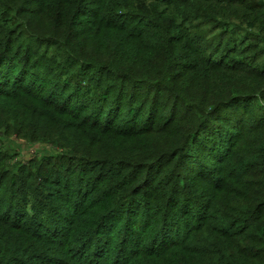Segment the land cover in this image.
I'll return each mask as SVG.
<instances>
[{
	"label": "trees",
	"instance_id": "1",
	"mask_svg": "<svg viewBox=\"0 0 264 264\" xmlns=\"http://www.w3.org/2000/svg\"><path fill=\"white\" fill-rule=\"evenodd\" d=\"M90 9L93 12L85 16ZM128 21L134 25L121 24ZM189 23L209 26L216 33L212 57L208 52L214 44L206 47L199 35L190 33ZM243 29L264 33V0H0V126L8 137H27V130L39 132L54 125V137L40 132L39 138H54L61 152L58 160L89 181H82L85 187L70 174L53 181L60 172L56 163L48 168L33 162L17 163L21 175L14 178L16 169L9 173L3 167L5 158L0 160V212L5 197L10 206L4 217L0 215V264H42L49 259L52 264H156L184 247L187 260L182 256V264H264V60L258 63L264 52L260 55L257 44L249 45L247 49L255 51L247 61L252 69L214 62L232 61L233 55L245 52L233 35ZM14 36L54 46L61 62L72 61L81 70L69 75L70 69L58 64L55 55L54 71L61 66L60 78L73 84L66 92L72 99L81 94L85 102L79 115L86 118L80 125L64 122L78 114L66 111L64 101L59 106L21 89L18 74L30 61L22 58L23 66L14 68ZM185 43L196 47L189 50L199 58L195 65H182L187 55L179 57L178 51ZM96 69L102 78L90 75ZM188 77L196 79L190 90L184 88ZM194 94L201 97L195 101ZM35 96L40 103L28 101ZM13 100L18 101L10 111ZM44 103H51L54 118L44 111ZM134 104L140 112L149 108L153 121H164L159 132L166 130L168 141L130 148L125 146L128 136L101 119L103 114L114 119L123 115L118 106H126L125 113L132 115ZM85 109L91 114L83 113ZM153 126L145 135L155 133L158 128ZM103 133L108 137L102 138ZM206 158L215 165L209 166ZM235 162L238 171L231 183L221 174ZM8 178L14 180L6 183ZM31 196L34 203L43 204V211L28 219L15 211L27 208ZM74 200L83 205L78 208ZM175 201L187 211L200 205L193 217L202 220L188 235L194 244L175 240L173 220L181 212L174 209ZM63 202L66 217L59 214ZM54 203L58 206L52 211ZM143 206L154 216L162 211L159 222L146 223L157 226L147 245L129 254L132 239L125 237L120 239V253L108 255L103 245L108 244L118 210L127 208L129 218L137 213L130 208ZM46 211L66 224L63 233L41 224Z\"/></svg>",
	"mask_w": 264,
	"mask_h": 264
},
{
	"label": "rangeland",
	"instance_id": "2",
	"mask_svg": "<svg viewBox=\"0 0 264 264\" xmlns=\"http://www.w3.org/2000/svg\"><path fill=\"white\" fill-rule=\"evenodd\" d=\"M252 1H255V0H252ZM256 1H259V0H256ZM92 12L93 11L90 9L88 12H86L85 16L87 15L89 16V14ZM80 18H84V16H80ZM133 23L134 22L128 21V22H122L121 24L126 25L127 27H132L134 25ZM198 25H201V24H198ZM186 27L190 29V33H192L193 31L194 35H197V36L199 35L200 39H203L202 40L203 44L204 45L206 44V47H209V46L211 47L214 44V46H212L211 48L212 50L208 52V57H212L215 54V45L217 43L215 39L216 37L214 36L216 33L215 34L211 33V31H209V28H210L209 26L208 27L204 26V27L199 28V26H192L191 23H189L187 24ZM194 27H197V28H194ZM142 29H147V27L144 26ZM15 35H18V34H15ZM208 35H210L209 36L210 40H209ZM233 35L237 39L236 42L239 43L238 46L241 47L240 49L245 50V52H242L241 54L236 53L235 55H233L232 61H225L224 59L216 58L214 62H219V64L224 63L228 65V67H243L244 66L247 68L249 67V69H252V66L247 61L252 60V58L254 57L255 51L252 49H247V48H249V45L251 44H257L258 53L260 52L259 54L262 55V53L264 52V43H261L260 41L262 37H264V33L258 32L257 30L248 31V30L243 29L241 32H238V33L233 32ZM230 36H228V38ZM256 38H259L260 40H258L257 42ZM13 43H14V48H13L14 50L10 53V55H12L11 57L13 60L11 61L13 62L14 68L17 70L18 66H23L21 64L23 62L22 58L26 57L30 61L28 65L23 66V73L18 74L20 75L19 77H21V82H22L21 89L31 90L36 94H40L43 99H46V100L50 99V102L55 101V103H57L59 106H62V103L64 101V103L66 104V111L73 112L74 114L78 113L76 118H74L75 116L73 118L70 117V120H66L64 122L65 123L69 122L75 125H80L82 120L86 118V115H82V116L79 115V112L82 110L81 105H83L85 102H83L81 98V94H79L76 98L72 99V97L70 96L71 94L66 92V90L73 89V84H70V81L65 80V78H62V79L60 78V76L62 75L60 73L63 72L61 71V66L59 70L54 71V67L56 68L55 66L56 63L54 64L55 55H56V62L58 64L62 66L64 65L66 69H70V72L68 73L69 75H71L73 72L75 73L81 70H78V67L74 66V63L72 61L63 60L61 62L62 58L61 56H59L57 52H55L54 46H50L49 44L47 45L44 42L38 44L30 40L28 41L20 40L19 36H14ZM181 45L183 44H180L178 56L182 57V55L184 54L187 55V58L184 60V62L183 63L181 62L182 65L184 63H188L189 65H195L196 64L195 60L199 58L196 57L194 53L190 52L189 50H193L196 47L191 45L190 48H187L188 46H186V43L184 47H182ZM227 45L229 44H225L224 46L225 47L232 46V44L231 46H227ZM24 47H31V51L28 52ZM223 51H227V49L223 47ZM263 60H264V55L261 56V59H259L258 63L263 62ZM45 66H50L51 70L48 71L44 69ZM98 71L99 69H96L93 72L91 71L90 75L93 73H97L102 78V75ZM179 71L181 73H184L185 67L179 68ZM83 74L86 77L87 73H83ZM187 75L189 76L190 74H187ZM225 75L229 76L230 74L229 72H225ZM186 79H187L186 85L184 86V88L187 90H190V86H193L196 79L191 78V77H188ZM140 89L144 90L143 87H141ZM200 97L201 95L196 96L194 94L191 98H195V101H197ZM27 99H29L28 101H31L32 104L40 103L37 96L27 98ZM109 99H111V96L109 97ZM16 101L18 100H13L11 102L10 111H15V106H16L15 103H17ZM23 103L25 105L30 104L27 102H23ZM42 106L44 107V111H49V113L53 116L52 118H54V108L53 106H51V103H48V104L44 103L42 104ZM157 107L155 108V110L157 109ZM118 108L121 109L122 111L121 113L123 115H120L114 119L111 116H105L103 114L101 115V119L102 120L106 119V122L107 121L110 122L109 124L113 128L117 129L122 136L124 137L128 136L127 139L130 143H126L125 146H129L130 148H137L138 144L140 143H144V145H146L147 143H151V144H155V146H160L166 141H168L169 138L167 136V131L165 130L163 132H159L161 128L163 127L162 122L164 121H161V120H158L156 122L153 121L156 117L153 116V113L152 111H150L149 108L140 112L137 109L135 110V104H134L133 109H132L134 114L132 115L129 113H125L126 106H123V107L118 106ZM83 113L85 114L87 113V115L91 114V112L87 109L83 110ZM173 118L175 117H169V119H172L174 121ZM148 119H151V121L149 122ZM58 120H61L59 116H58ZM149 125L151 126L154 125L153 127L158 128V129H155V133L153 135H145L146 131L149 130ZM40 132L46 133L50 138L54 137V125L51 127L48 126L47 128L42 127V129H40L39 132L27 130V133H29V136L27 137L24 136V134H21V136H18L15 133L10 134V137H8L6 134H4L5 133L4 128L0 126V160L5 158L4 160L5 163L3 167H8L7 169H9L10 170L9 173H11L12 170L16 169L17 163L21 164L22 166H27L30 162H33L39 165L40 167L43 165L44 166L47 165L48 168L52 165L54 167V163H56V168L60 172L55 176V178L54 176L53 178L50 176L53 179V181H56L58 179L63 180L65 179L66 175L70 174L71 176H76L78 178L76 182H79L80 185H85V187H88V185L83 184L82 182V181H84V183L89 182L86 180L84 173L74 171L72 168L70 171H68V168H66L65 162L61 159L58 160L57 155L60 154L61 152L59 149L54 147V138L52 139L39 138L38 134ZM34 133H35V138L33 137ZM100 136L102 138H105V137H108V134L103 133ZM47 159H49L50 162ZM205 161L207 164H209V166L215 165L208 158H206ZM236 164L237 162H235L234 164L235 166L233 165V169L227 167L224 170V173L221 174L224 176V178L226 176L227 179H229L231 183L234 180L233 176L237 175L236 171L238 170H234L236 167ZM183 173H185V171H183ZM20 175L21 174L16 169L13 177L15 178ZM46 176H49L48 173H46ZM9 179L14 180L13 178H8L6 183H9ZM7 189L8 191L10 190V192H12L13 187L9 186L8 184ZM52 189H54L53 185H52ZM17 197L18 196H16V198ZM4 199H6V203L4 204V212H0V215H2L3 217L5 216V208H7V210L10 209L9 205L7 207V204L9 202V197H5ZM33 199H34L33 196H31L30 202L27 204V208L21 209V206H19L15 212L20 213V214L22 213V215H24V218L26 217L28 219H32L31 217H37V215L40 214L38 213V210L43 211V207H42L43 204L34 203ZM177 199L179 200L178 195H177ZM73 203L76 204L77 203L76 200H74ZM174 203H172L170 206H172ZM62 204L63 206H58L57 204L54 203L51 206V209L53 211L54 205H57L60 209L59 214L62 215L63 217H66L68 216V214L66 212H62V209L67 204L64 202ZM45 205L47 206V204ZM82 205L83 203L80 202L79 204L77 203L76 206L79 208ZM15 206L16 205H14L13 208H15ZM137 206L138 205H134V207H137ZM154 207H158V206L154 204ZM173 207L176 211H179V212L181 211L180 213L174 216V220H173V223H175L176 225L175 231L178 232L177 236L175 234V237H176L175 240L182 244H186L190 242L194 244L195 243L194 240L189 239L188 235H189V231H193V228L195 227V225L199 221L202 220L201 216L193 217V213L196 210V207H200V205H198V203L195 206L191 205L190 206L191 208L189 211L183 210V208L179 209L178 202H176ZM33 208L36 209L35 213L32 212ZM167 208L168 207L166 206L165 209ZM126 210L127 208H122L118 210L119 212H117L116 216L113 218V226L111 230L109 231V233H111V236H110V239H108L107 241L108 244L104 243L103 245L105 247L104 250L111 257L120 253V245H121L120 239L124 240L125 237L127 240H129L130 238L132 239L131 241L130 240L128 241V245H129L128 253L129 254L133 251H136L140 247L146 246L147 240L153 234L152 231L154 229L155 231L157 230V226L155 227L153 225H146V223L148 222V220H151V219L153 220L159 219L162 214V211H160L157 213V216H154L152 215V212L150 211V209L145 208L143 206V208L139 210L130 208V210H136L137 213L130 215V217L128 218L126 216ZM15 212H11V216L9 218L10 220H13V214ZM43 213L48 214L47 217H43L44 220H41V224L43 226L48 227V228L51 227L50 229H54L56 231H60V230L62 231L67 227L66 224H64V222L60 218H57V216L52 214L51 212L46 211ZM157 221L159 222V220ZM134 228H136L137 230L135 232H132ZM130 234L132 236H130ZM122 235H124V237L121 238ZM186 250H187V247H184L183 249L177 250L175 252L171 251L169 252V254L165 255V259H164V256L160 257L159 260L156 262V264H182L183 259H181V257L184 255H185V258L187 257ZM126 254L127 253H121L120 256L125 257ZM144 257H146V255H144ZM185 260H187V258ZM53 262H54L53 259L52 260L49 259L45 263H42V264H52Z\"/></svg>",
	"mask_w": 264,
	"mask_h": 264
}]
</instances>
